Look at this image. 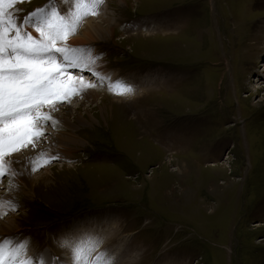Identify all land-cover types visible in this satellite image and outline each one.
Returning a JSON list of instances; mask_svg holds the SVG:
<instances>
[{
  "label": "rangeland",
  "instance_id": "obj_1",
  "mask_svg": "<svg viewBox=\"0 0 264 264\" xmlns=\"http://www.w3.org/2000/svg\"><path fill=\"white\" fill-rule=\"evenodd\" d=\"M47 3L10 11L22 23ZM91 18L114 30L72 44ZM263 32L264 0H102L66 41L100 56L96 75L68 69L83 90L52 106L35 147L5 157L16 174L0 177V198L17 207L0 238H29L47 264L70 260L57 242L72 234L113 264L137 251L136 264H264Z\"/></svg>",
  "mask_w": 264,
  "mask_h": 264
},
{
  "label": "snow or ice",
  "instance_id": "obj_2",
  "mask_svg": "<svg viewBox=\"0 0 264 264\" xmlns=\"http://www.w3.org/2000/svg\"><path fill=\"white\" fill-rule=\"evenodd\" d=\"M17 2L0 0V177L16 174L5 157L29 144L35 147L34 141L44 134L39 124L52 117L41 112V108L68 101L83 90L73 86V78L67 77L68 82L62 79L68 69H86L96 75L92 66L100 59L91 50L70 47L66 41L84 16L96 14L102 0H73L74 7L67 13L56 6L55 0H48L46 5L24 16L22 23L18 22V13L10 11ZM64 2L67 4L68 0ZM57 57L61 58L59 62ZM106 79L110 81V90L115 84L117 94L134 92L127 81ZM79 84L94 87L82 79ZM51 159L54 157L30 158L31 170H38ZM16 207L12 201L0 198V216L6 214V209L14 211ZM29 243L27 237L21 241L0 238V264H47L43 253L27 255ZM57 243L70 253V260L64 264H113L103 257L87 259L83 236L67 235ZM53 264H59L55 257Z\"/></svg>",
  "mask_w": 264,
  "mask_h": 264
},
{
  "label": "bare ground",
  "instance_id": "obj_3",
  "mask_svg": "<svg viewBox=\"0 0 264 264\" xmlns=\"http://www.w3.org/2000/svg\"><path fill=\"white\" fill-rule=\"evenodd\" d=\"M102 19H103V17H102ZM103 21V20H102ZM86 26L82 29V32H81V34H80V36L79 37H77V38H75L74 40H72V44L74 43H82V44H84V43H87V42H95L97 39L96 38H101V37H105L103 34H111V32L114 30V28L111 26V24H110V22H108V23H104V22H101L100 21V19H88V20H86ZM104 25H106V26H104ZM108 31V32H107ZM102 32H104V33H102ZM101 34H102V36H101ZM259 38H264V32L262 33V35H259ZM95 64H97V63H95ZM97 66V65H96ZM95 68H97V67H94V69ZM71 69V68H70ZM79 69V68H78ZM79 70H81V69H79ZM96 70V69H95ZM81 73H85V71L83 70H81L80 71ZM76 87V86H75ZM90 90V89H89ZM90 92V91H89ZM77 99V98H76ZM50 108V107H49ZM47 109V110H45V111H43V112H45V113H48L50 116H51V111H52V109H54V107H52L51 106V110L50 109ZM47 111V112H46ZM46 129V128H45ZM47 131H49V132H52V128L50 127V128H48V129H46ZM48 156V155H47ZM50 156V155H49ZM28 164L26 163L25 165H24V168L27 166ZM30 166V165H29ZM70 166H72V165H70ZM3 226L4 227H7V225L6 224H4V223H2V222H0V233H5V232H12V231H8V229H5V228H3ZM9 227V226H8ZM144 254V253H143ZM140 255H142V253L141 252H139V251H137V255L136 256H138V259L136 260V261H138V260H141L140 259ZM65 258H68L67 256L65 257ZM69 259V258H68ZM132 261H134V260H131L130 262H132ZM136 261H134L133 263H130V264H136ZM123 264V263H122Z\"/></svg>",
  "mask_w": 264,
  "mask_h": 264
},
{
  "label": "crops",
  "instance_id": "obj_4",
  "mask_svg": "<svg viewBox=\"0 0 264 264\" xmlns=\"http://www.w3.org/2000/svg\"><path fill=\"white\" fill-rule=\"evenodd\" d=\"M102 189H103V187H102Z\"/></svg>",
  "mask_w": 264,
  "mask_h": 264
}]
</instances>
